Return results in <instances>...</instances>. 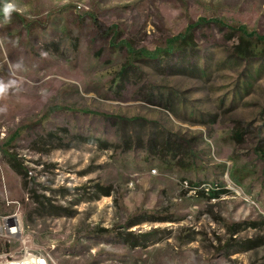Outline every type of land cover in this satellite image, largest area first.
Returning <instances> with one entry per match:
<instances>
[{
    "label": "rangeland",
    "instance_id": "obj_1",
    "mask_svg": "<svg viewBox=\"0 0 264 264\" xmlns=\"http://www.w3.org/2000/svg\"><path fill=\"white\" fill-rule=\"evenodd\" d=\"M20 3L30 12L0 30L15 33L0 71L16 81L0 97L11 249L48 264H264V59L228 61L225 35L264 37V0ZM194 23L184 72L139 56Z\"/></svg>",
    "mask_w": 264,
    "mask_h": 264
},
{
    "label": "trees",
    "instance_id": "obj_2",
    "mask_svg": "<svg viewBox=\"0 0 264 264\" xmlns=\"http://www.w3.org/2000/svg\"><path fill=\"white\" fill-rule=\"evenodd\" d=\"M203 20V19H201ZM197 25V23L189 25L186 30L181 33L176 35L175 37H172L169 39V44L166 48L162 49L160 53H153L150 54V56H147L144 53L140 52L141 57H144L146 60L154 61L156 62L159 66H165L166 69L170 70H177L180 72H184L185 67L183 64L187 62L188 58L195 53L196 51V43H195V36H194V27ZM235 29H229L227 30L226 38H233L237 37V43L232 47V52L230 56L227 58L228 61L233 60V62H238L240 60H251L255 58H263L264 59V37H259L256 36L253 32L247 33L245 28L240 27L238 29L239 35L235 36ZM140 58V57H139ZM174 59V60H173ZM164 67V68H165ZM194 67V66H193ZM132 68V65L130 63H127L125 66H123L120 70L121 74V79H126L129 70ZM175 68V69H174ZM198 69L194 67L193 71L195 72ZM200 72V70H199ZM236 140H241L243 136V132L237 130L234 132ZM156 138L153 142V144L156 146V143H159L161 140ZM129 140V139H128ZM125 141L126 145H129V142ZM162 143H160L161 145ZM8 163L10 166L19 174H23L26 176V172L23 169L21 163L15 161L14 158L9 157L8 158ZM26 185V181H25ZM105 188H101V192H109L108 190L103 191ZM32 196L38 200L39 196H37L34 193V190H31ZM202 192V191H200ZM219 192H215V194H218ZM214 194V193H212ZM44 199L43 201H38L39 207L43 210V213H58L60 211L57 207H54L50 203V199L42 196ZM252 225H257L256 223H251ZM239 224L233 225V228L235 230L239 229L238 227ZM238 231V230H237ZM236 232V231H235ZM259 242L255 241L252 244H258ZM247 246H249V243H243Z\"/></svg>",
    "mask_w": 264,
    "mask_h": 264
},
{
    "label": "built area",
    "instance_id": "obj_3",
    "mask_svg": "<svg viewBox=\"0 0 264 264\" xmlns=\"http://www.w3.org/2000/svg\"><path fill=\"white\" fill-rule=\"evenodd\" d=\"M21 230L18 221L10 223L7 218L0 220V235L9 238V249L14 248L15 239L18 238ZM11 239L14 244H10ZM0 264H48V260L44 255L30 251L26 246L24 248L20 246L11 250H0Z\"/></svg>",
    "mask_w": 264,
    "mask_h": 264
},
{
    "label": "crops",
    "instance_id": "obj_4",
    "mask_svg": "<svg viewBox=\"0 0 264 264\" xmlns=\"http://www.w3.org/2000/svg\"><path fill=\"white\" fill-rule=\"evenodd\" d=\"M14 2L17 4L19 11L13 14H21L22 10L29 11L30 12V4H21L20 0H14ZM2 7V6H0ZM22 8V10H21ZM11 22L5 24L3 23V14L0 12V30L10 25ZM15 35V33L8 34L6 37L2 36L0 34V71H1V63L2 58L7 57V55H10L11 53H14L15 51V44L13 45V42L11 41V37ZM10 37V38H8Z\"/></svg>",
    "mask_w": 264,
    "mask_h": 264
},
{
    "label": "clouds",
    "instance_id": "obj_5",
    "mask_svg": "<svg viewBox=\"0 0 264 264\" xmlns=\"http://www.w3.org/2000/svg\"><path fill=\"white\" fill-rule=\"evenodd\" d=\"M0 12L3 14V23L7 24L11 21L13 13H16L19 11V8L17 4L14 2V0H0ZM16 84V81L10 80L7 83L0 79V97L5 96L9 89L14 87ZM0 111H3V109H0Z\"/></svg>",
    "mask_w": 264,
    "mask_h": 264
}]
</instances>
